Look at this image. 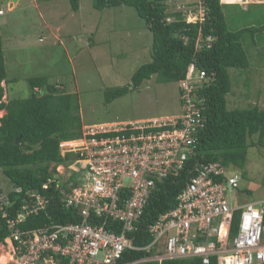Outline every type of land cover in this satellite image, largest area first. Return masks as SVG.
<instances>
[{
	"label": "built area",
	"instance_id": "built-area-1",
	"mask_svg": "<svg viewBox=\"0 0 264 264\" xmlns=\"http://www.w3.org/2000/svg\"><path fill=\"white\" fill-rule=\"evenodd\" d=\"M203 20V15L187 19ZM212 39L206 41L209 46ZM208 84L207 73L190 64L178 82L180 113L84 125L80 138L63 141L60 152L72 159L59 164L54 178L44 184V190L53 191L31 190L17 216L8 219L11 234L0 245L10 244L6 264H136L190 258L202 264H264V202L239 205L235 192L241 178L234 165L197 160L206 123L202 92ZM183 172L186 183L176 204L146 225L152 241L135 245L130 234L145 225L142 218L151 198L167 179ZM54 193L81 221L21 229L19 223L55 201ZM8 194L3 190V203L15 204ZM129 250L146 253L122 261Z\"/></svg>",
	"mask_w": 264,
	"mask_h": 264
},
{
	"label": "trees",
	"instance_id": "trees-1",
	"mask_svg": "<svg viewBox=\"0 0 264 264\" xmlns=\"http://www.w3.org/2000/svg\"><path fill=\"white\" fill-rule=\"evenodd\" d=\"M176 1L180 0H94L93 6L98 10L131 6L145 20L151 31L152 60L141 65L133 74L134 87L153 76L161 82L178 83L186 76L190 64L207 73L209 84L202 92L206 123L200 130L197 160L203 163L221 161L226 166L242 168L246 163L249 147H264V108H229L228 94L232 89L229 69L249 67L250 59L244 46V38L254 28L246 27L237 31L229 29L225 7L234 5L240 8L239 4H224L221 0H199L204 20L188 22L187 12H183L177 4L176 7L171 6V2ZM70 2L72 9L77 11L79 0ZM258 6L264 9L263 4ZM199 38H203L201 47H197ZM210 38L213 39L209 46L206 41ZM9 81L0 35V109L6 111L0 119V170L12 186L20 189L8 194L15 204L6 206L3 203L5 199L1 198L3 188L0 186V245L10 236L8 219L17 216L26 194L34 189L45 193L53 191L44 190V184L54 178L59 164L72 159L71 155L61 154L60 144L80 138L84 127L77 93L65 92L59 89L60 85L51 84L47 78L39 76L29 78L31 92L28 97L4 101L6 87L3 83L8 84ZM130 88L127 85L108 89L106 101L110 102L124 95ZM254 136H257L256 141L251 140ZM185 183L186 175L183 172L176 179H167L164 188L151 198L142 218L145 225L140 231L130 234L135 236V245L144 246L152 241L146 225L152 223L160 212L176 204V196ZM55 197V201L46 210L31 215L18 226L25 230L49 222L81 221L75 209L59 202L57 194ZM6 212L8 215L4 216ZM237 222L238 212L234 227ZM145 253L142 250L126 251L122 261H133ZM136 264H202V261L199 258H190L162 262L143 261Z\"/></svg>",
	"mask_w": 264,
	"mask_h": 264
},
{
	"label": "rangeland",
	"instance_id": "rangeland-1",
	"mask_svg": "<svg viewBox=\"0 0 264 264\" xmlns=\"http://www.w3.org/2000/svg\"><path fill=\"white\" fill-rule=\"evenodd\" d=\"M93 2L79 0L76 11L70 0H18L17 4L0 0L4 12L0 14V35L10 78L8 84L3 83V100L28 97L29 78L43 76L60 85L59 89L78 94L83 125L180 113L177 82H161L153 76L137 87L132 83L135 71L152 60L153 35L145 20L131 6L98 10ZM225 2L242 8L225 7L229 29L254 28L244 38L249 67L229 69L228 106L264 108V9L258 6L264 0ZM176 4L189 20L203 15L199 0L171 2L172 7ZM127 85L131 86L127 93L106 101L108 89ZM5 113L0 109V119ZM251 140L256 141L257 136ZM232 168L241 178L239 192H235L237 203L264 202V147H249L244 167ZM0 186L5 195L12 190L1 170ZM9 250L10 244L0 247V264L8 262Z\"/></svg>",
	"mask_w": 264,
	"mask_h": 264
},
{
	"label": "crops",
	"instance_id": "crops-1",
	"mask_svg": "<svg viewBox=\"0 0 264 264\" xmlns=\"http://www.w3.org/2000/svg\"><path fill=\"white\" fill-rule=\"evenodd\" d=\"M15 4H17L18 0H13ZM223 2V1H222ZM224 4H236L234 2H223ZM242 9V8H240Z\"/></svg>",
	"mask_w": 264,
	"mask_h": 264
},
{
	"label": "clouds",
	"instance_id": "clouds-1",
	"mask_svg": "<svg viewBox=\"0 0 264 264\" xmlns=\"http://www.w3.org/2000/svg\"><path fill=\"white\" fill-rule=\"evenodd\" d=\"M221 2H222V0H221ZM223 3V2H222ZM85 125V124H84ZM10 187H14V186H12L11 184H10ZM4 190V189H3Z\"/></svg>",
	"mask_w": 264,
	"mask_h": 264
},
{
	"label": "water",
	"instance_id": "water-1",
	"mask_svg": "<svg viewBox=\"0 0 264 264\" xmlns=\"http://www.w3.org/2000/svg\"><path fill=\"white\" fill-rule=\"evenodd\" d=\"M19 139L16 140V143H18Z\"/></svg>",
	"mask_w": 264,
	"mask_h": 264
},
{
	"label": "bare ground",
	"instance_id": "bare-ground-1",
	"mask_svg": "<svg viewBox=\"0 0 264 264\" xmlns=\"http://www.w3.org/2000/svg\"><path fill=\"white\" fill-rule=\"evenodd\" d=\"M3 248V247H2Z\"/></svg>",
	"mask_w": 264,
	"mask_h": 264
}]
</instances>
